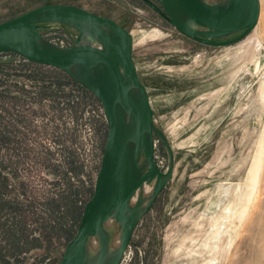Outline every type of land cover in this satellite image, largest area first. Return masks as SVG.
Listing matches in <instances>:
<instances>
[{
    "label": "rangeland",
    "instance_id": "obj_1",
    "mask_svg": "<svg viewBox=\"0 0 264 264\" xmlns=\"http://www.w3.org/2000/svg\"><path fill=\"white\" fill-rule=\"evenodd\" d=\"M260 2L250 34L214 47L182 35L143 0H0V23L38 7L70 5L109 18L132 36L133 60L154 112L155 162L165 181L136 223L121 264H264ZM37 30L60 48L80 36L60 23H41ZM7 60L0 55V62ZM19 67L17 61L6 67L5 86L20 80L33 96L5 100L0 87V264H58L94 194L108 124L97 99L60 97L56 90L69 89L56 86L42 97L38 83L56 75L34 69L38 80L28 81L27 75L14 77Z\"/></svg>",
    "mask_w": 264,
    "mask_h": 264
},
{
    "label": "water",
    "instance_id": "obj_2",
    "mask_svg": "<svg viewBox=\"0 0 264 264\" xmlns=\"http://www.w3.org/2000/svg\"><path fill=\"white\" fill-rule=\"evenodd\" d=\"M143 1L182 35L214 47L230 46L250 34L259 21L261 10L260 0H232L224 6L209 5L201 0H159L160 6L151 0ZM47 22L70 25L80 36L69 48L57 47L44 40L37 30L38 24ZM104 27L115 30L117 40L109 36ZM85 31L98 40L83 41ZM240 32L242 34L233 40L218 41ZM27 33L35 35L33 42L22 39ZM132 49V36L119 24L70 5L38 7L0 23V54H16L30 63L61 70L97 98L108 124L94 194L85 206L77 234L68 243L58 264H88L87 241L98 234L110 214L116 210L118 218L125 221L130 201L144 184L152 183L155 178L161 181L150 204L163 187L165 177L154 155V132H157L154 112L147 88L139 78ZM128 83L138 91L136 102L127 91ZM126 125L132 126L135 147L125 135ZM141 151L149 166L143 176L137 173ZM139 218L126 224L115 264H121Z\"/></svg>",
    "mask_w": 264,
    "mask_h": 264
},
{
    "label": "bare ground",
    "instance_id": "obj_3",
    "mask_svg": "<svg viewBox=\"0 0 264 264\" xmlns=\"http://www.w3.org/2000/svg\"><path fill=\"white\" fill-rule=\"evenodd\" d=\"M206 4L213 6H224L229 5L232 0H201ZM73 24L77 23V21H71ZM193 28H198L194 23H188ZM105 32L117 40V33L110 27H104ZM27 41H34L35 35L31 33L25 34L22 39ZM98 39L95 36L85 31V35L83 37V41H97ZM127 91L133 99V101H138L139 94L137 89L131 85L127 84ZM125 135L129 138V141L133 147L136 145V140L132 134V126L129 127L126 125ZM140 161L137 164V173L139 176H143L148 172L149 166L146 161H141L142 158L145 159L143 152L140 154ZM161 182V181H160ZM160 182L156 181L149 182L148 186H142L132 200L129 203L125 211V221L120 220L117 215V211H113L110 216L103 222L100 231L97 235L90 237L87 241V263L88 264H115L119 251L121 248L123 234L126 228V224L128 226L129 221L133 218L137 219L142 213L148 208L151 203L155 191L158 188ZM145 185V184H144Z\"/></svg>",
    "mask_w": 264,
    "mask_h": 264
},
{
    "label": "trees",
    "instance_id": "obj_4",
    "mask_svg": "<svg viewBox=\"0 0 264 264\" xmlns=\"http://www.w3.org/2000/svg\"><path fill=\"white\" fill-rule=\"evenodd\" d=\"M1 55V54H0ZM2 55H6L9 57V60H7L6 62H0V87L4 88V99H11V100H15L17 102L21 101L25 96H33V94H31L30 90H29V86H27L26 84H21V81L19 80V82H15L13 84V86H5V84H7L6 82V78L10 77L9 72H7V66L11 65L13 63H15V61L18 62V64L20 63V67L21 69H19V73H13L14 77H20V76H25V78H27L28 81L33 80V82L37 81L38 78L36 76V74H32L34 69H37L38 71L42 68L44 71H50V73H53L54 75L51 76H55L52 79H54V81L50 80V82L48 83V80H44L41 79L43 81V84H39L38 83V87L40 89V92L42 93V97L43 96H51L52 93H50V88L53 86H56L57 88H61V89H69L68 93H64V91H57V95H61L60 97H72L74 95V93H79L82 96V98L84 97H93L95 99H97L89 90L83 88L82 86H80L79 84H77L75 81H73L71 78H69L65 73H63L61 70L56 69V68H52V67H47V66H41V65H36L33 63H30L28 61H26L24 58L16 55V54H12V53H8V54H2ZM19 67V68H20ZM14 71H18V69H15ZM32 71V72H30ZM23 72V73H21ZM30 72V73H27ZM6 76V78L4 79V77ZM20 79V78H19ZM46 79V78H45ZM24 81V79H23ZM35 94V93H34ZM55 95V94H54ZM19 100V101H18ZM3 115H4V120H5V115H7V109L5 108L3 110ZM16 119H19V116L16 114Z\"/></svg>",
    "mask_w": 264,
    "mask_h": 264
}]
</instances>
